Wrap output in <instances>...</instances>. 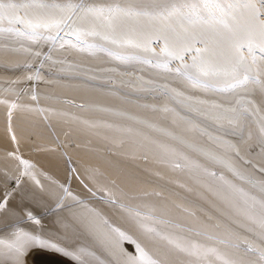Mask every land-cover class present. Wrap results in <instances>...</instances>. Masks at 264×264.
<instances>
[{
	"label": "bare ground",
	"instance_id": "1",
	"mask_svg": "<svg viewBox=\"0 0 264 264\" xmlns=\"http://www.w3.org/2000/svg\"><path fill=\"white\" fill-rule=\"evenodd\" d=\"M29 2L0 0V196L14 190V211L0 216V240L11 242L17 228L27 230L25 224L31 223L54 241L86 248L79 262L41 250L30 264H114L83 229L57 230L85 207L124 227L118 212L101 199L107 190L125 204L148 205L166 221L159 228L197 246L193 254L174 255L172 264H255L257 255L245 249L264 248V241L238 214L247 205L234 188L258 201L264 193V75L253 70L248 75L258 82L250 78L228 87L236 82L183 69L180 60L161 52V25L129 34L139 48L113 44L110 26L98 22L78 24L93 34L82 32L71 44L29 39L17 34L30 31L27 22L41 14L22 7ZM50 48L51 58L45 59ZM242 54L247 57V49ZM184 55L183 63L191 64L195 53ZM256 55L262 54L257 50ZM230 59L226 53L219 63ZM35 181L47 192H59L64 185L77 199L65 196L56 208L55 198L32 195L40 192ZM21 205L33 211L39 224L19 219ZM249 211L262 212L259 204ZM122 247L136 254L135 244L123 241ZM208 248L216 253H207ZM93 249L95 255H89ZM0 264H8L6 256H0Z\"/></svg>",
	"mask_w": 264,
	"mask_h": 264
},
{
	"label": "snow or ice",
	"instance_id": "2",
	"mask_svg": "<svg viewBox=\"0 0 264 264\" xmlns=\"http://www.w3.org/2000/svg\"><path fill=\"white\" fill-rule=\"evenodd\" d=\"M8 7L11 8L13 5ZM22 7L39 9L41 13L35 21L27 22L30 31L17 33L20 36L26 35L29 39L42 38L45 42L63 40L71 44L73 37L79 41L81 33L85 32L83 28L77 26L78 24L98 22L110 26L115 37L111 39L113 44H130L139 48L141 44L134 42L129 34L138 29L161 25L157 28L160 32L157 39L164 41L161 52H166L172 59L180 60L183 69L194 68L202 76L236 82L229 83L228 87L244 85L251 78L248 73L253 70H256L258 75H264V0H90L87 3L85 0L77 2L65 0L62 4L30 0ZM17 22H21L19 18ZM38 29H44L49 33L55 30V34L44 35L43 32L38 34ZM21 47L25 52L32 53L30 47L24 45ZM63 47L61 44V48ZM242 49H247V57L242 54ZM257 50L262 54L260 57L256 55ZM51 51L50 48L49 53L44 55L45 59L51 58ZM145 51L151 49L145 47ZM192 52L195 53L192 56V63H183L184 54ZM226 53L231 55V59L222 66L219 61ZM34 55L40 57L41 52L37 51ZM176 71L180 72L181 69L178 68ZM241 73L242 79L239 78ZM251 79L258 82L255 78ZM164 111L169 110L165 108ZM234 122L235 120L229 121ZM261 132L264 133V127L261 128ZM20 162L27 164L23 160ZM24 174L31 175L30 172ZM234 174L243 179L239 173ZM16 183L19 186L20 181L17 180ZM35 183L40 187V192L32 195H39L41 199L55 198L56 208L62 207L65 196L77 199L64 185H60L59 192H47L39 181ZM234 190L242 193L244 197L242 202L247 205V208L238 209V214L249 222L250 230L255 232L256 237L264 241V193L258 201L256 197L244 193L241 188ZM13 194L14 190L6 191L0 196V216L14 211L10 208ZM96 194L93 192L94 196ZM101 199L118 212L124 227L113 222L110 216L85 207L82 213L73 214L71 218L61 221L57 230L63 228L64 233H69L72 229L77 231L83 229L95 245L109 252L114 264H172L174 255L193 254L196 249L197 246L186 238L159 228L158 225L166 221L153 215V210L148 205L125 204L117 197L109 195L107 190ZM257 204L262 210L259 215L249 211ZM19 211L20 220L39 224L38 217L27 205H21ZM25 228L27 230L17 228L13 233L15 238L11 242L0 240V256H6L8 264H30V258L40 254L41 250L56 252L79 262L80 250L82 247L86 248L75 243L54 241L51 236L45 234L43 227L36 228L31 223H26ZM133 235L136 236V240L133 239ZM123 241L135 244V255L124 250ZM227 242V239L220 240L222 244ZM149 248H155V254L146 250ZM206 251L216 253L215 248H208ZM245 251L257 255L258 260L255 264L264 262V248L249 245ZM88 254L94 256V249ZM225 264H244V261H225Z\"/></svg>",
	"mask_w": 264,
	"mask_h": 264
},
{
	"label": "rangeland",
	"instance_id": "3",
	"mask_svg": "<svg viewBox=\"0 0 264 264\" xmlns=\"http://www.w3.org/2000/svg\"><path fill=\"white\" fill-rule=\"evenodd\" d=\"M91 200L93 199V198H90Z\"/></svg>",
	"mask_w": 264,
	"mask_h": 264
}]
</instances>
